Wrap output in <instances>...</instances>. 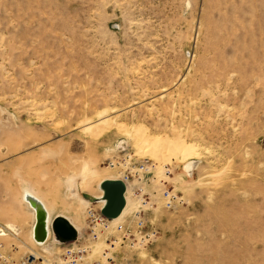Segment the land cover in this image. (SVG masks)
I'll return each instance as SVG.
<instances>
[{"label":"rangeland","instance_id":"374dc122","mask_svg":"<svg viewBox=\"0 0 264 264\" xmlns=\"http://www.w3.org/2000/svg\"><path fill=\"white\" fill-rule=\"evenodd\" d=\"M102 112L179 132L200 149L191 171L117 125L95 138L82 124ZM87 167L141 199L120 230L76 188L83 264H264V0H0V264L39 247L26 188L62 209Z\"/></svg>","mask_w":264,"mask_h":264},{"label":"bare ground","instance_id":"6f19581e","mask_svg":"<svg viewBox=\"0 0 264 264\" xmlns=\"http://www.w3.org/2000/svg\"><path fill=\"white\" fill-rule=\"evenodd\" d=\"M107 112L100 113V115H99L100 119L95 123L91 122L90 119H89V121L88 120L84 121V123L82 124L84 126V130H88V133L93 132L92 135L95 138H98L99 136L96 137V135H100V134L102 135L105 132V130L109 129L113 125H117V121L114 119V117L107 114ZM118 128H119V131L125 133L129 138L132 139V141L135 142V144H136L135 147L137 146L136 148L139 149V152L145 156L146 160L154 159V160H156V162H164L165 163V161L167 162V160L170 161L173 158H178L179 160H182V161L184 160L187 163L189 162L187 165V169H188V171H191L192 164L195 163L192 160L194 157L196 158L195 155H197L198 151L200 150L198 146L190 144L189 142H187V140L184 139V137H182V135H180L179 132H178L179 134L176 133L175 136L171 137L169 135L151 134L149 132V130L147 129V127L140 125V124L133 125V126L120 124L118 126ZM163 166H165V165H163ZM112 167L114 168V164L112 165ZM100 175H102V174H100ZM100 175L96 169L87 167V169L84 173H82L80 175H74V176H70V177L66 178L64 180V182H62L64 185V189H65V193L63 195L65 196L66 193L69 191V196L65 197V203H63V202L61 203V204H63L61 206H63L64 209L63 208L62 209L57 208L56 207L57 203L54 202V200L51 203L49 200H47L48 198H45V196L41 197V196H37L35 194L33 195L31 193L32 190L30 188H28V189L26 188L27 191L24 194V203H26V208L29 212L28 215L31 216V220H32L31 229H30V236H29L30 240H31L30 242L37 245V246H45L46 248H49L51 250H52V245H54V246L58 245L54 238L50 242L51 237H53L52 230L50 231L49 237L44 244H38L35 242L33 235H34V227L36 224V213L31 208V204H35L36 206L39 205L40 208L44 207L46 209V211L48 212V215L50 217V219H49L50 220V227H51V224H52L55 216L63 217L78 231L79 236H78L77 240H79V238L82 239L83 235H81V231L84 229V226L81 222H79L77 220V218L75 216L71 215L72 211H76V214L78 215L77 210H74L73 206H72L73 203H76V200H78L77 199L78 195H75L76 194V188H77L78 193L84 198V201H81L80 204L78 203V205L79 206L81 205V208H83V209H84V204L88 205V207H86L88 209L86 212H89L91 207H93V204H98L100 206L99 210H101L104 207V205H105V200H104L105 188H104V186L107 182H111V181L124 182L125 186H126L125 207L123 208L121 214L117 218L109 219L107 221V223H109L112 226H115V225L123 222V220L128 215L135 214L137 212V209H138L136 200L141 199V198H138L134 195V192H133L134 191V185L131 184L128 180H125L122 178L114 177L111 175H109V176L104 175V177H102ZM73 178H78V180L76 181V187H75V185L72 184V183H74ZM96 180H98L97 189H96L97 192H94V190H93L94 187L92 185H94ZM68 184H70V187ZM58 186L61 187V185H58ZM53 189H57V188H53ZM58 189H61V188H58ZM58 193H60V196H61V192L58 191ZM72 195H75V196H72ZM92 199L95 200L94 203L91 201ZM61 201H64V199H62ZM57 211H61V213L58 215H55L57 213ZM62 211L66 212V213H62ZM84 211H83V214H84ZM91 211H93V210H91ZM79 212H80V210H79ZM65 214H67V215H65ZM7 228L10 229V231L12 233H14L16 236L19 234V231L15 226L8 225ZM8 235L9 234L6 233V231L4 229H0V237H6ZM106 246H108V245H105V243H102L96 247L95 251L97 253H101L103 251L102 249L103 248L105 249ZM92 256L93 255L91 254V257Z\"/></svg>","mask_w":264,"mask_h":264},{"label":"water","instance_id":"95a60500","mask_svg":"<svg viewBox=\"0 0 264 264\" xmlns=\"http://www.w3.org/2000/svg\"><path fill=\"white\" fill-rule=\"evenodd\" d=\"M105 205L101 209V214L108 219L117 218L125 207V191L126 186L121 181L107 182L104 186ZM93 203L95 200H91ZM31 208L36 213V224L34 227V240L38 244H44L50 230H52L54 239L60 243H69L78 239V231L63 217H57L53 220L50 228V217L44 207L31 204Z\"/></svg>","mask_w":264,"mask_h":264},{"label":"built area","instance_id":"2783aa9c","mask_svg":"<svg viewBox=\"0 0 264 264\" xmlns=\"http://www.w3.org/2000/svg\"><path fill=\"white\" fill-rule=\"evenodd\" d=\"M120 143V144H119ZM116 146L117 149H119L123 144L122 142H119ZM124 151V150H123ZM110 165H113V162H110ZM144 166H142V169ZM93 214V213H92ZM98 219L101 221V223L109 224L107 221L109 219L105 218L101 214V210L98 213ZM92 225V224H91ZM119 225V224H117ZM51 228V227H50ZM120 230L123 229L122 225H119ZM51 231V230H50ZM91 236L98 237L96 232H93V227H91ZM54 238H51V240ZM57 244H60V246L64 247V251L61 255L56 254L53 250L49 248L38 247V249L34 250L33 252H29L25 255V258L22 260L21 264H83L85 262L86 253L88 252V249L79 245L78 240L62 244L60 242H57ZM72 243H75L73 246ZM66 246V247H65ZM49 253H48V252Z\"/></svg>","mask_w":264,"mask_h":264},{"label":"crops","instance_id":"0c3cea01","mask_svg":"<svg viewBox=\"0 0 264 264\" xmlns=\"http://www.w3.org/2000/svg\"><path fill=\"white\" fill-rule=\"evenodd\" d=\"M56 217H58V216H56ZM54 219H55V218H54ZM51 238H52V237H51ZM50 241H51V239H50ZM30 250H31V251H34L35 249L30 248Z\"/></svg>","mask_w":264,"mask_h":264}]
</instances>
